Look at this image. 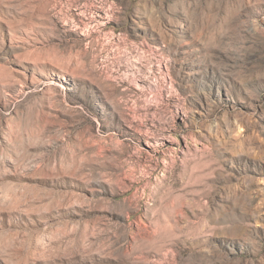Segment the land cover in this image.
<instances>
[{
    "label": "rangeland",
    "instance_id": "obj_1",
    "mask_svg": "<svg viewBox=\"0 0 264 264\" xmlns=\"http://www.w3.org/2000/svg\"><path fill=\"white\" fill-rule=\"evenodd\" d=\"M0 264H264V0H0Z\"/></svg>",
    "mask_w": 264,
    "mask_h": 264
}]
</instances>
